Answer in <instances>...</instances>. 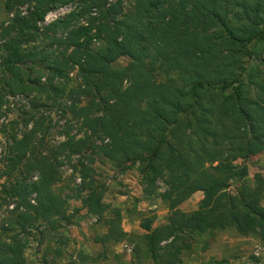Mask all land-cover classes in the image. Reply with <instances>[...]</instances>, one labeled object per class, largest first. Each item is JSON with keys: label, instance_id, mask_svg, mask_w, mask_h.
Wrapping results in <instances>:
<instances>
[{"label": "trees", "instance_id": "obj_1", "mask_svg": "<svg viewBox=\"0 0 264 264\" xmlns=\"http://www.w3.org/2000/svg\"><path fill=\"white\" fill-rule=\"evenodd\" d=\"M70 3L69 13L39 26ZM4 9L12 17L0 23V102L5 93L27 94L36 111L23 118L32 128L7 140L0 208L8 200L18 205L0 228L9 236V243L0 241V264H24L17 229L70 222L65 201L52 189L60 180L56 162L86 152L82 204L105 229L95 243L135 242L130 264H183L197 239L206 248L219 231L264 242V178L255 174L247 184V168L232 167L264 153V102L247 96L250 87L261 89L264 60L252 67L244 62L264 44V0H132L128 7L123 0H6ZM95 40L103 43L97 51ZM120 58L127 64L117 68ZM74 68L80 82L70 85ZM40 107L67 117L65 140L44 144ZM95 157L136 166L149 196L163 181L169 222L152 228L148 220L141 224L145 234L135 236L121 229L120 211L104 216L105 188L90 179ZM34 174L37 181L27 182ZM197 192L198 208L182 212L179 206ZM78 262L98 264L85 252Z\"/></svg>", "mask_w": 264, "mask_h": 264}, {"label": "rangeland", "instance_id": "obj_2", "mask_svg": "<svg viewBox=\"0 0 264 264\" xmlns=\"http://www.w3.org/2000/svg\"><path fill=\"white\" fill-rule=\"evenodd\" d=\"M6 0H0V23L12 17L7 14L4 9ZM114 0H109V3ZM132 0H123V5L128 7ZM30 5L27 3L20 8L22 14H25ZM75 7L70 3L65 6H58L55 10L49 12L43 25H47L57 18L69 13ZM87 25L86 21L81 22ZM103 47L100 40H95L92 44L94 50ZM252 59L245 58L246 66H261L260 60H264V44L253 49ZM2 49L0 46V56ZM127 64L126 58L118 59L113 65L117 68L124 67ZM1 73V72H0ZM260 88H249L248 97L253 100L262 99L264 102V68L260 71ZM68 79L70 85H77L80 79L77 75V69L69 71ZM27 94H7L5 93L0 102V203H2V185L5 183V163L4 155L8 151V138L12 133H24L25 130L32 128V122L27 126L23 125V118L26 113H35L36 109L30 107ZM42 115L41 132L43 142L46 146L53 145L65 140L60 133L67 121V117L62 118L59 111L48 107H40L36 113ZM78 126L73 127L71 135L77 133ZM82 135V134H81ZM44 151L46 149H43ZM89 155H74L70 158H58L57 169L60 180L53 185L54 193L61 196L65 201L66 214L71 217L68 224L62 223L60 227H52L48 223L38 222L31 227H27L25 231L16 230L17 238L24 244L23 260L24 264H80L78 262L79 254L87 253L92 258H97L96 263L115 264L113 255H118L124 263H135L133 258L135 250V242L128 239L121 241L115 245L102 246L95 243V236L102 235L105 232L103 226L98 223L99 218L90 213L82 204L86 191L82 190V177L80 163H86L85 158ZM245 166L248 174L244 182L251 184L253 176L260 174L264 178V153L249 158H239L232 163V167L239 168ZM94 173L90 179L104 186V196L102 203L104 208L103 215L106 216L109 209H116L121 213V229L124 220L125 225L135 227L136 232H125L135 236H141L145 232L141 228V224L150 220L152 228L169 222L170 211L167 205L161 199V193L166 188L163 181L157 182V190L152 195H147L142 185V175L138 168L134 167H117L104 162L95 157L92 165ZM27 182H36L38 174H34L28 178ZM90 179H87L86 182ZM239 182H233L229 190L234 193L239 186ZM202 199V193L197 192L189 199L184 201L179 209L182 212L189 213L196 210ZM31 203L34 204V195L30 197ZM18 204L14 200H8L6 204L0 208V228L8 226L10 211L15 210ZM264 208V196L261 200ZM22 210V208H19ZM8 221V222H7ZM123 230V229H122ZM8 234H3L0 230V241L9 243ZM224 239L229 240L227 244L233 245L228 251L224 247L216 245V241ZM218 247V248H217ZM256 247L263 248L264 242H261L255 236L242 237L234 230L219 231L215 234L214 241L208 247L203 248L202 240L199 238L193 244L192 250L183 256V264H195L205 262L204 264H259L254 256ZM221 253V257L218 253ZM105 253L107 259L98 258L100 254ZM216 253V254H215ZM144 264L151 262L143 260Z\"/></svg>", "mask_w": 264, "mask_h": 264}, {"label": "crops", "instance_id": "obj_3", "mask_svg": "<svg viewBox=\"0 0 264 264\" xmlns=\"http://www.w3.org/2000/svg\"><path fill=\"white\" fill-rule=\"evenodd\" d=\"M122 229H123L124 232H129V233L136 232L135 231V227L134 228L133 227H130L128 224L125 225L124 224V220L122 222ZM228 242H229V240L228 241L227 240L225 241L224 239H222V240L216 241V245L219 246V247H221V248L224 247L225 248V251H228V249H230L233 246V245H223V244H227ZM218 255L221 257V253L220 252L218 253ZM204 263L200 261V262L195 263V264H204Z\"/></svg>", "mask_w": 264, "mask_h": 264}, {"label": "built area", "instance_id": "obj_4", "mask_svg": "<svg viewBox=\"0 0 264 264\" xmlns=\"http://www.w3.org/2000/svg\"><path fill=\"white\" fill-rule=\"evenodd\" d=\"M253 254L256 257V259L259 261V264H264V252H263V248L256 247V249H255V251H254Z\"/></svg>", "mask_w": 264, "mask_h": 264}]
</instances>
